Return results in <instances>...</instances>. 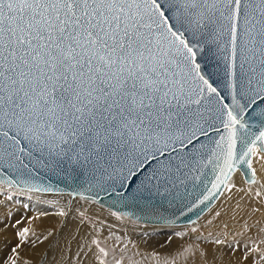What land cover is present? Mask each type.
<instances>
[{
	"label": "snow or ice",
	"instance_id": "snow-or-ice-1",
	"mask_svg": "<svg viewBox=\"0 0 264 264\" xmlns=\"http://www.w3.org/2000/svg\"><path fill=\"white\" fill-rule=\"evenodd\" d=\"M209 38L227 62L231 105L196 62ZM258 102L264 0H0V159L46 154L121 179L154 162L148 181L163 194L200 179L197 144L218 123L207 160L217 188L264 140L237 156L240 113Z\"/></svg>",
	"mask_w": 264,
	"mask_h": 264
},
{
	"label": "water",
	"instance_id": "water-1",
	"mask_svg": "<svg viewBox=\"0 0 264 264\" xmlns=\"http://www.w3.org/2000/svg\"><path fill=\"white\" fill-rule=\"evenodd\" d=\"M202 47L203 51L197 50L196 60L201 68V74L217 87L221 93V99L231 105V90L227 88V62L224 59V53L211 42L210 38L208 42L203 43ZM215 104L216 107H221L218 101ZM233 108L239 112L236 106ZM261 109H264V104L258 102V106L240 113L246 125L239 130L240 136L242 140L245 138L246 140L245 144L238 141L237 156L247 151V144L255 140L264 130ZM215 126L220 128L221 132L211 131L207 137H201L197 144V148L200 144L206 146L203 149L205 164L201 165L200 170L195 173L200 179L188 180L185 184L172 188L168 192L161 189L163 194L156 192L155 181L151 183L148 181L152 170L157 167L154 162L150 168L139 171L134 179L100 178L94 176L90 169L77 167L73 170L67 164L59 167L54 162L48 164L46 163L47 155L40 156L39 153H34L32 156L20 154V160L9 157L0 159V183L34 193H66L71 198L81 197L141 223L190 224L214 203L232 173L241 174L245 182H252L254 179L253 170L249 167L252 155L250 154L245 161L235 164L229 171L228 179L220 183L219 187H212L213 183H219L216 177L220 169L216 167L215 160L207 163L209 149L215 147L214 142L224 131L220 124L217 123ZM176 147L179 148V145ZM256 147L259 151H264L263 140L257 141ZM223 179L221 176V180ZM45 189H51V191H45ZM206 196L208 199H205Z\"/></svg>",
	"mask_w": 264,
	"mask_h": 264
},
{
	"label": "bare ground",
	"instance_id": "bare-ground-1",
	"mask_svg": "<svg viewBox=\"0 0 264 264\" xmlns=\"http://www.w3.org/2000/svg\"><path fill=\"white\" fill-rule=\"evenodd\" d=\"M263 143H264V140H263ZM250 164H251L250 167L252 168L253 174H254L253 181L246 183L243 180L241 174H238L236 172L232 173V175L230 176V179L224 185L220 195L217 197L214 203L210 206L211 208L209 207L210 209L208 208L209 210L207 209L208 211L206 210L207 211V212L205 211L206 213L203 212L197 218L199 219L205 213L199 219V224L200 223L203 224L209 218H212V216L215 215L216 213H221V216L218 219V221L215 220L216 223L212 225L214 227L211 226L212 231H214V233L210 232L211 234L208 235L207 234L208 231H206V235H204L205 239L212 240L211 241L212 244H207L206 248L203 245H198L199 243H203L199 239H197V237L200 238V236L191 235L187 230L180 229L183 225H188V224H182V225H178L181 227H178L175 229L173 228L174 230L171 232V234L176 235L175 236L176 238L173 237V239L175 238L174 240H169V238L165 239L167 245H171V247H167V252H171L174 249L178 251L177 248H180L179 246H182V247L188 246L190 249L188 247L187 249L189 250L194 249L195 252H196V249L198 250L199 254H197L198 255L197 257L199 261L202 260L204 262H209L210 264H245V261L248 259H253L255 264H264V260L260 259V257L264 255V253L261 252L260 248H258V244L248 245L249 242L250 243L252 242L251 241L252 239L250 238L252 233L256 234L258 232L257 230L260 229L261 228L260 226L262 225L256 226L255 224L253 225L252 223H250L252 225L250 224L248 225L246 223H242L238 221V217H240L241 213L247 211L252 206L250 205V203L251 201H253L254 199L253 194L255 193V191L253 192V188H259L260 190L264 188V151H259L256 147V151L252 153L251 155ZM248 183H251L253 185L250 186L251 184H248ZM2 188L4 189L5 187L1 186L0 184V189ZM14 191H16V189ZM29 194L30 193H28L26 196L31 197V199H33L34 201L53 202L56 205H58L60 209L64 208L68 210V214L66 216V219H64V221L62 220L63 223L59 224L57 217L54 216L53 214H49L50 212L47 213L45 216H42V214L37 215V213L35 212L36 215L32 216L24 225H22L21 222H18L16 224V226L18 227L19 233L24 232V230L27 229V232L24 236L20 235L19 241L16 240L17 239L16 237V239L14 238L15 242H10L11 240L10 235L8 236V239L6 241H3V239H1L2 233H0V243L6 242V244H8L9 246L5 254V257H7V264H12L13 260L15 261V264H38V262L39 264H42V262H44V264H101L98 262L97 250L92 246L91 241H90V237L93 231L91 230V228L81 225L79 223V220L73 213L75 211H78L79 209H82L80 207H91L96 210H100L101 212L104 210H102L100 207H97V205L95 206L92 203L82 202V201L79 202V201L72 200V199H70L72 200L70 202L73 203L74 205L70 206V202L66 200L67 199L66 193H61V194H65L66 197L53 196L55 194H52L51 196L50 195H38L34 193L33 194L31 193V195ZM39 194H47V193H39ZM8 198H10L13 201L11 194L5 195V201L8 200ZM27 201L28 200L22 201V204L25 205L26 203H28V205L33 210H36L38 207L41 209L39 205H37L38 206L37 207L33 205V202H27ZM253 203L255 204V209H253V211L255 213L262 214L263 216L264 215V201L261 199H256L255 202ZM43 211L44 210L42 209L41 212ZM44 212L46 213V211ZM249 215L247 213L248 217ZM243 218L244 217H242V219ZM260 222L258 221V223ZM138 223H141V222H138ZM113 224H116V226L118 225L121 227H127L117 222H114ZM143 224L148 225L149 223H143ZM151 225H155V227L158 225L173 226V225H168V224H151ZM242 226L247 227L248 233L246 237L243 238L242 241L235 240V245L237 246H240L238 244L248 245V247H250L249 254L247 253L240 254L237 252L235 253V252L230 251V254L227 256L226 253L224 252V246H223L224 244L220 240L224 237L226 238L230 235H233L234 233L236 234L239 231V228ZM246 227L244 228V230L246 229ZM141 228H144V227H141ZM146 229L152 230L155 228L145 227L143 231H145ZM263 229L264 228H262L261 230ZM13 231L15 233V230ZM240 232H242V230H240ZM52 235L54 236L53 241L48 246L49 248L47 249L48 251L44 253L43 252L44 250L40 249L39 248L40 246L37 245L36 244L37 242L35 241H38L39 239L41 240L47 236H52ZM186 236L188 238L194 237L196 238V241L194 240L193 242H187L185 240ZM103 238H106V237H103ZM217 241H219V243H217ZM136 244H137V248L141 251V254L143 255L148 254L151 256V258H155L154 254L157 251L164 252L163 249H166L165 246L163 249L162 247L161 248L158 247V249L154 248L155 250L149 247L148 249L146 245L142 242V240L136 241ZM253 249H255V251H253Z\"/></svg>",
	"mask_w": 264,
	"mask_h": 264
},
{
	"label": "rangeland",
	"instance_id": "rangeland-1",
	"mask_svg": "<svg viewBox=\"0 0 264 264\" xmlns=\"http://www.w3.org/2000/svg\"><path fill=\"white\" fill-rule=\"evenodd\" d=\"M0 184H1V186H4L6 188V189L5 188L0 189V233H2L1 239H3V241H6L8 239L9 235H10V239H11V240L9 239L10 242H15L16 237H17L16 240L19 241V239H20L19 234L20 233L18 231V227L16 226V224L18 222H21V224L24 225L32 216L36 215L35 212L37 213V215L42 214V216H45L47 213L50 212L49 214H53L54 216L57 217L59 224L63 223L64 219H66V216L68 214V210H66L64 208L60 209V207L58 205H56L55 203L49 202V201H34L33 199H31V197L26 196L28 193H30L29 195H31V193L33 194L34 192L25 191V190H21V189L17 190V188L6 186V185H3L2 183H0ZM248 184H251V183H248ZM252 185L253 184H251L250 186H252ZM11 189H13V190H11ZM15 189L17 192L14 191ZM254 191H255V193L253 194L254 199L255 200L261 199L264 201V188L261 190L259 188H253V192ZM6 194H11L13 201L10 198H8V200L5 201V195ZM34 194L50 195V196L52 195V194H39V193H34ZM64 195L65 194H57V195L55 194L53 196L66 197V195H67L66 200L68 202H70L72 200H76L79 202H81V201L82 202H88V203L94 204L95 206L97 205V207H100L102 210H104L101 212L100 210H96V209L91 208V207H80L82 209H79L78 211H75L73 213V214H75V216L77 217V219L79 220V223L81 225L87 226V227L91 228V230L93 231V233L90 237V241H91L92 246L97 250L98 262L101 264H139V263L140 264H200V262H201V264H206V263L208 264L209 263V262H204L202 260L199 261L198 257H197L198 256L197 254H199L198 250L196 249V252L194 249L189 250L190 248L188 246H185V247L179 246L180 248H177L178 251L176 249H174L171 252H167V247H171V245H167L165 239L169 238V240H174L176 238L175 237L176 235L171 234V232L175 228H178L181 226H178V225L160 226V225H158L155 227V225H151V224L147 225V224H143V223H138V222H135L131 219L126 218L125 216L117 214V213L97 204V203H94L91 200L83 199L80 197L71 198L68 194H66L65 196ZM6 199H7V197H6ZM70 199H72V200H70ZM254 199L250 203V205H252V206L254 205V206L250 207V205H249L250 208L247 211L241 213L240 217H238V221L242 222V223H246L248 225L250 223H252L253 225L255 224L256 226L262 225V226H260L261 228L257 230L258 232L256 231L257 235L255 233H252V235L250 236V238L252 239L251 240L252 242L251 243L249 242L248 245L258 244V248H260L261 252L264 253V229L261 230L262 228H264V219H262V218H264V215L262 216V214L255 213L253 211V209H255V204L253 203V202H255ZM26 200H28L27 202H33V205H35V206L39 205L41 207V209L37 206L38 208L36 210H33L28 205V203H26L25 205L22 204V201H26ZM72 205H74V204L70 202V206H72ZM42 209L44 211H46V213L44 211L41 212ZM61 213H63V215H61ZM247 213H248V215L249 214L251 215V216L249 215L250 218L247 216ZM244 214H245V216H244ZM220 216H221V213H216L215 215L212 216V218H209L203 224H201V223L199 224V219L201 218L200 217L194 223L188 224L189 226L183 225L180 229L187 230L191 235L200 236V238L197 237V239H199L203 243H199L198 245H203L206 248L207 244H212L211 243L212 240L205 239L204 235H206V231H208V233H207L208 235L211 233H214V231H212V227H214V226H212V225L214 223H216V221H218ZM242 217H244V218L242 219ZM258 221L259 222L261 221L260 222L261 224L258 223ZM114 222L123 224L127 227H121L118 225L116 226V224H113ZM196 222H197V224H196ZM126 223H127V225H126ZM252 224H250V225H252ZM140 226L144 227V228L149 227V228H155V229H152V230L146 229L145 231H143L144 228H141ZM245 227L246 226L240 227L239 231H238L239 233L238 232L236 234L234 233L233 235H230L226 238L224 237L220 240L224 244L223 245L224 246V252L226 253L227 256L230 254V251L235 252V253L237 252L240 254H245V253L249 254L250 247H248V245L238 244L241 247L235 245V240L242 241L243 238L246 237L248 232H247V227L244 230ZM222 228H224V227H222ZM13 230H15V233L17 231V233L15 234ZM240 230H242V232H240ZM103 237H106V238H103ZM173 237H175V238L173 239ZM45 238H43L41 240L39 239L38 241H35V242H37L36 244L40 246L39 248L44 250L43 251L44 253L48 251L47 250V249H49L48 246L53 241L54 236L53 235L47 236ZM138 240H142V242L146 245L147 248L149 247L151 249H154V248L158 249V247L159 248L162 247V249H163L165 246L166 249H163L164 252H158L157 251L158 253L156 252L157 254L156 253L154 254L155 258H151V256L148 254H146V255L141 254V251L137 248V244H136V241H138ZM185 240L187 242H193L194 240L196 241V238H194V237L188 238L186 236ZM182 241H183V239H182ZM40 244H42V245H40ZM9 245H10V243H9ZM187 247L189 249H187ZM8 248H9V246H8V244H6V242L0 243V264H7V257H5V254H6V251L8 250ZM101 249H103V251H101ZM134 249L135 250L138 249V250L135 251ZM250 263L253 264L254 260L248 259L245 261V264H250ZM38 264H39V262H38ZM42 264H44V262H42Z\"/></svg>",
	"mask_w": 264,
	"mask_h": 264
}]
</instances>
